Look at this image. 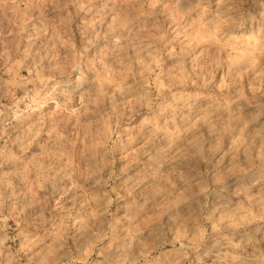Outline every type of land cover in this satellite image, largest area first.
Segmentation results:
<instances>
[{
  "label": "clouds",
  "instance_id": "clouds-1",
  "mask_svg": "<svg viewBox=\"0 0 264 264\" xmlns=\"http://www.w3.org/2000/svg\"><path fill=\"white\" fill-rule=\"evenodd\" d=\"M0 264H264V0H0Z\"/></svg>",
  "mask_w": 264,
  "mask_h": 264
}]
</instances>
